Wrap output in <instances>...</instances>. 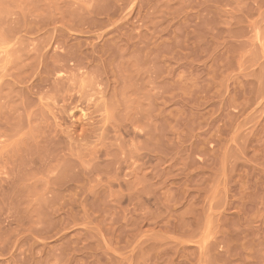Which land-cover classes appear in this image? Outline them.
Wrapping results in <instances>:
<instances>
[{
	"label": "rangeland",
	"instance_id": "obj_1",
	"mask_svg": "<svg viewBox=\"0 0 264 264\" xmlns=\"http://www.w3.org/2000/svg\"><path fill=\"white\" fill-rule=\"evenodd\" d=\"M0 264H264V0H0Z\"/></svg>",
	"mask_w": 264,
	"mask_h": 264
}]
</instances>
